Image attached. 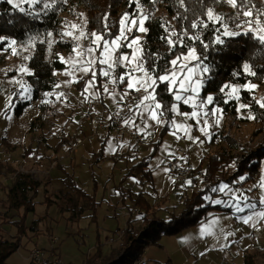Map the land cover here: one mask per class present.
Masks as SVG:
<instances>
[{
  "label": "snow or ice",
  "instance_id": "snow-or-ice-1",
  "mask_svg": "<svg viewBox=\"0 0 264 264\" xmlns=\"http://www.w3.org/2000/svg\"><path fill=\"white\" fill-rule=\"evenodd\" d=\"M6 2L24 17L38 20L58 10L57 6L65 3V0H6ZM158 2L159 0H128L129 7L134 6V10L123 13L118 22L112 23H109L108 14H103L99 18L102 21V28L99 30L86 31L88 21L83 18V14L81 23L65 22L64 30L59 36L61 42L65 37L73 42L71 52L75 55L67 58L59 56L60 63L67 65L68 68L63 73L69 77L64 86L79 83L84 77H89L84 82L81 92L82 102L90 103L94 100L102 102L107 98L117 109L107 117L108 120L113 122L119 120L122 126L144 139L150 138L153 131L160 128L168 131L176 141L187 139L193 144H201L204 141L193 133L199 131L201 136L211 139L210 129L220 126L224 111L216 105L236 101L237 113L244 109H252L254 104L264 109V97L259 99L253 97L248 101L241 96L242 91L251 93L258 88V85L251 81L239 83L237 79L223 83L219 86L218 93L207 91L217 71L216 66L209 60V51H219L227 46V39L241 35H250L264 47V7L261 6L264 0H197L201 4L200 9H193L189 5V0H176V6L183 8L186 13L190 12L192 18L177 11L173 19L186 22L181 25L180 30L167 22L159 25L163 27V34H158L157 39L166 45V53L148 46L147 37L151 30L147 22L152 16L151 6ZM209 3L214 5L226 3L235 14H218L213 7H208ZM7 23L11 24L12 21L9 20ZM113 28L116 30L113 31ZM209 32L212 34L210 38L206 35ZM53 37V32L48 31L43 34V39H40L39 43L47 44L51 51L57 42ZM37 39V36H30L26 44H18L16 39L0 35V44L7 45L6 49L0 50L10 51L12 56L26 61L30 56L23 53L30 54ZM84 41L87 43H83ZM17 71L21 76L33 75V71L25 64H21ZM242 74L264 79V74L255 71L254 65L248 62L242 64V71H233L231 77L239 78ZM14 82L19 84V90L7 96L3 110L8 120L13 118L9 112L16 107L14 97H18L20 102L33 99V89L26 80ZM54 87L60 89L62 85L57 83ZM218 94H223V98L221 99ZM44 96H55L56 101L67 99V94L63 91L45 92ZM41 103L49 104L52 101L43 99ZM247 119L254 120L256 117L249 111ZM105 142L108 150L113 153L117 149L132 147L127 141L114 144L109 139ZM162 151L173 159L187 161L186 156L177 157L168 144L163 146ZM164 163L165 160H160L157 167ZM175 167L183 168V165ZM162 171L168 174L171 169L163 168ZM131 179L139 183L134 177ZM169 179L175 182L173 177L169 176ZM245 179L246 177L241 175L237 182H243ZM191 184L192 180L189 179L181 187ZM260 188L264 190V177L261 178ZM210 191L229 196L226 201L211 199L208 196L204 199L215 205L230 208L238 222L257 230L259 225L264 224V195L257 203L250 200L244 191L233 189L226 183H220ZM258 204L261 207L258 208ZM216 223L213 221L207 228L202 227L201 237L214 236L215 233L210 229ZM219 232L223 234L225 241H229V237L235 235L233 231L224 232L222 226ZM234 242L221 244V250Z\"/></svg>",
  "mask_w": 264,
  "mask_h": 264
},
{
  "label": "trees",
  "instance_id": "trees-1",
  "mask_svg": "<svg viewBox=\"0 0 264 264\" xmlns=\"http://www.w3.org/2000/svg\"><path fill=\"white\" fill-rule=\"evenodd\" d=\"M163 10L165 16L153 17L147 22V26L150 28V33L148 34L149 47L153 50L159 49L160 52L166 53L167 51L163 49L165 46L162 41L157 39L158 34H163V27L160 24L167 22L165 18L171 19V25L177 30H180L181 25L186 23L183 20L173 19L179 11L183 15H188L191 17V13H186L183 8H178L176 6V0H163ZM75 6H72L74 5ZM189 5L193 9H200L201 4L197 0H189ZM264 7V2L261 3ZM84 7L87 12V28L86 31L99 30L102 28V21L99 19L103 14L107 13L109 16V23L118 22L122 13H120V8L126 7V12H132L133 7H129L128 0H65V3L59 4L57 6L58 10L50 12L47 16H42L38 20H33L31 17H24L17 10L12 9V7L6 3V1L0 2V35H4L9 39H16L18 44L27 43L30 36H37V43L33 47V51L28 59L27 66L33 71L32 76H26V81L33 89V102H38V114L29 122L28 132L31 133L35 129H40L43 126V122L46 121L45 114L46 106L41 103L44 99L45 92H53L54 85L58 83L56 81L55 74L61 73L65 70L66 65L60 63L59 56L62 53H69L73 46L71 41L61 42L59 33L60 26L63 23L62 15L65 13H70L73 15H78V13L72 11L76 8ZM153 11L155 10V5L151 6ZM208 7H214V4L209 3ZM152 11V13H153ZM9 20L12 21L11 24L7 23ZM118 26V25H117ZM113 31L116 29L113 28ZM51 31L54 36L58 37L56 43L51 49V53L48 54L47 44L39 43V38H43V34ZM210 38L211 33H206ZM227 46L222 47L219 51H209V60L216 66L217 71L214 74L213 82L208 86L207 91L209 93H218V88L223 83L233 82L238 79L239 83H245L251 81L256 83L258 86L264 85V79L257 77H248L241 75L239 78L231 77L233 71H242V64L248 62L254 65V70L258 73L264 74V47L260 46L250 35H241L239 37L227 39ZM6 44H0V49H6ZM128 51V50H126ZM4 52L0 50V53ZM55 73V74H54ZM84 80L79 83L74 84L77 91L82 92L84 87ZM222 99L223 95L218 94ZM243 99L251 101L253 98L243 91L241 93ZM15 100V97H14ZM28 106L27 102L17 103L15 109H13V114L19 117L22 110ZM222 108L223 114L226 115H236L235 102L231 101L229 104L220 103L216 105ZM48 109V108H47ZM252 114L256 117L254 121L260 126L259 132L264 133V110L257 105H253L250 109ZM167 131L161 129L158 134L159 140L156 141L146 157L132 161L125 176H139L144 183H147L150 187H153V169L149 167V162L152 157L157 153V148L161 143L163 135ZM230 144H233V140L229 139ZM66 144L63 140H59L56 145V150H61ZM2 146L10 148V144L7 143L5 139H2ZM105 142L101 143L99 150L92 154V163L99 162L102 157L103 147ZM12 147V146H11ZM14 147L10 148V150ZM121 154L117 160L129 157H125ZM264 158V145L258 147L255 151H250L247 154L232 155L230 153H219L211 154L210 156L200 160L199 165H205L204 177L209 178V184L204 187V191H196L191 193L189 196H180V205L183 210L178 217H171L169 219H159L156 217L158 210H153L149 208L148 201L141 197L140 193L132 194L126 193L125 196L120 191V196L122 197H133L134 201L132 203L134 206L142 210H150L152 218L146 222L145 227L139 232L135 233L131 227L128 225L121 233V251L117 253L116 260L111 262L108 259L102 258L98 250L90 258L84 261V264H132L133 261L139 256L143 255V250L148 246H158V241L163 236H174L189 227L196 226L205 220L209 213L219 212L225 213L229 212L228 208L221 205H213L206 202L204 195L212 187H217L220 183H226L231 185L233 182L232 177L219 178L215 174L222 169L228 167L232 163H236L237 171H242L245 173L246 179H252L255 177L259 171L260 161ZM199 167V166H198ZM13 181L9 186H2L0 184V208L3 210V214L0 215V219L4 225H9L15 229V235L10 237L8 240H4L0 236V264H4L5 261L15 253L20 247L21 242L26 238L27 232H33L34 223L31 227L26 228L25 221L28 214L34 213L35 198L37 195V190L40 186L39 183L30 179L28 175L21 174L18 172H13ZM239 174V172H238ZM63 182L64 189L58 191L56 195V200L50 201V199L45 196L44 204L46 209L54 205L60 214H67V222L77 223L81 220L86 212H90V222L95 223L97 216V210L101 204V201H97L94 195L85 193L79 186H77L72 177L67 173L63 172ZM238 176V175H236ZM195 180V178H193ZM149 187V188H150ZM156 209H158L156 207ZM13 214L11 217L7 218V215ZM8 215V216H9ZM98 234L96 236V244L98 242ZM119 258V259H118ZM246 264H253L252 256L247 255L245 257Z\"/></svg>",
  "mask_w": 264,
  "mask_h": 264
},
{
  "label": "rangeland",
  "instance_id": "rangeland-1",
  "mask_svg": "<svg viewBox=\"0 0 264 264\" xmlns=\"http://www.w3.org/2000/svg\"><path fill=\"white\" fill-rule=\"evenodd\" d=\"M2 1L4 2L6 0H0V2ZM162 1L163 0H159V2L155 4V10L152 13L153 17H158L161 15L165 16V10H163ZM72 6H75V4ZM24 7H27V5H24ZM213 8L218 14H235L234 10L226 3L216 4ZM126 9V7H122L119 11L123 14L126 12ZM72 11L78 13V15H70V13L63 14V23L59 27L60 32L64 30L65 22L81 23V14H83V18L87 20V12L85 11L84 7L76 8V10ZM165 19L168 24L171 23V19L169 17ZM136 35L141 34L136 33ZM56 36L53 37L55 40L58 38ZM40 39L43 38H39V40ZM67 40L71 41L67 37H65L64 41ZM83 43L86 44L87 41H84ZM163 49L167 51L166 45L163 47ZM126 50L127 49H125V51ZM48 52V54L51 53L49 49ZM31 53L29 54L25 52L23 53V55L30 56ZM70 55L74 56L75 54L70 51L69 53H62L61 56L67 58ZM27 63L28 60L24 61L19 57L12 56L10 54V51H4L0 53V184L2 186H9L13 181L12 173L15 171L18 172V168L20 167H23L27 170L34 169L36 174L33 175L32 179L40 184V189L38 188V192L40 195L38 194L37 199L42 202L43 196L46 195L50 199V201H54L56 200L58 191L64 189L65 183L63 182V178L65 177L63 176V172H65L72 177L74 183L79 186L85 193L94 195L97 201H102V198L104 197L100 193H96L95 186H93V183L95 182L89 180L88 172H81L80 167L82 159L86 155L88 156L85 157V160H88L91 163L92 161H94L90 153H92L93 150H96L98 146L97 140L93 141L91 145H86L84 143V145L78 147L76 152L69 150L70 141L80 133L79 127L80 124L83 123V109L85 102H82L83 97L81 96V92L77 91L74 84L70 86H64V82L69 79L68 76H65L63 74L68 70L67 65L63 72L55 74L56 81L61 84L62 87L60 89L55 88L53 91V93L59 91L65 92L67 94V99L63 101H56L55 96H44V99H49L52 101V103L44 104L46 106V110L44 113L49 115L45 117L46 121L43 122V126L40 129H35L31 133L28 132L29 122L39 112L38 102H33L32 100L26 101L28 103V106L22 110V113L19 117L14 116L12 110L11 112H9V115H12L13 118L11 120L5 118L3 110L6 105L7 96L12 95L14 92L19 90V84L15 83L14 81L26 80V76H21L18 73L17 69L21 64L27 65ZM88 78L89 77H84V81H86ZM247 93L252 98L255 97V99L264 97V85L258 86V88L251 93L247 91ZM15 102L16 104L24 103L20 102L18 97H15ZM234 102L237 108L238 103L236 101ZM249 111L251 110L244 109L241 111V113L236 112V115L225 116V114H222L220 126L210 129V132L212 134L211 139L209 140L208 144H204L203 142L204 145L201 146V148H198L196 146L194 147L193 143H191L187 139L176 141L173 136L168 134L167 131L162 137L161 144H159V147L157 148V153H155V155L149 162V166L153 169L154 187L156 189V193H154V189L147 183H144V181L139 176H131L134 177L136 181H139V183H136L131 179L130 176L126 177L125 174L132 161L134 162L143 158L144 156L146 157V155H148L151 151L152 145L159 140L158 132L160 128H157L156 130H154V133L150 138L144 139V143L142 144V146L138 148H132L131 150L128 148L129 151L123 153V156L126 155L125 157H129L130 159H122L124 161L121 162L124 163V166H122L123 169L121 167L119 175L122 182L128 181V183L131 185V189H125L126 186L121 185L120 187L118 186V188L120 189V191L125 192L123 193L124 196L128 192L132 194L140 193L141 197L148 201L149 208L158 210L156 213V217H158L159 219L178 217L180 215L179 213H181V211L183 210V207L180 205V196H189L191 193H194L196 191H204V187L210 183L209 178H205L203 176L206 163L195 168L198 163H200L199 161L201 157H203L204 160L211 154L214 155L219 153H230L232 155H241L242 152L243 154H247L250 151H255L258 147L264 145V133L259 132L260 125L254 120L247 119ZM87 126L88 125L86 124V130H88ZM193 135H195V133H193ZM202 138L204 139L205 137ZM2 139H5L7 143L10 144V148L14 147V149L10 150V148L2 146ZM63 139L64 142H66V144L63 146V149L59 151L58 149L56 150L57 142ZM229 139L233 140V144H230ZM98 140L100 143L102 141H105V135ZM204 140L206 142L208 139L205 138ZM165 144L170 145L171 150L176 147H181L182 149H184L189 155L188 157L190 166L192 168H195V171L202 170V177L195 178V180L192 178L191 186H184L175 190L171 189L167 174L162 171L163 167H157L159 161L166 154V152L162 151ZM132 157L135 158L133 159ZM67 158H70V160L73 159V163H70V160L69 163H67V161L65 160ZM91 163L88 164L90 165ZM241 175L244 176L245 173H242V171H237L236 163L228 165V167L215 174L217 179L232 177L233 182L235 180H238V177ZM53 183L55 185L59 183L60 188L58 190H53ZM221 195L222 194H220L219 192L213 193L209 189L204 197L208 196L211 199L220 200H223L224 198V200L226 201V195L224 194V197H222ZM122 198L124 200L122 201V199L120 198V204L118 206H113L111 204L112 206L107 207V212H110V214L112 215V219L114 221H117L119 225H117L116 229H113V227L112 231L106 233L104 237L101 238L102 242L100 241V239H98L95 247V237L89 234L88 238H81V240L83 241L82 244H78L79 240L75 241L71 238L64 241H62V239H59L60 242H64L63 246L60 247L62 252L61 259L63 262L68 263V261H70L80 263V260L94 255L96 250L99 251L102 258L108 259L107 261L109 262L114 259L116 260V258L119 257V255L122 253L121 252L117 256V253L121 251V233L126 228V226L129 225L135 233H139L145 227L146 222L152 218V215H150V210H142L134 206V204L132 203V201H134L133 197ZM205 201L213 204L210 202V200ZM40 205L36 206V216H43L44 214L43 209H41ZM156 207L158 209H156ZM54 210L55 208L51 209L52 217ZM116 210L119 211L120 214L116 213ZM2 214L3 210L0 208V215ZM8 215L7 218L11 217L13 214H10L9 216ZM118 215H120V217L117 220L116 217ZM1 226L9 225H4L0 219V228ZM59 232L55 233L58 237H60ZM151 247L152 246H148L143 250V255L147 259L158 260L160 262H165L167 260V253H165L163 250L157 249L158 247ZM22 253L23 252H17L12 255L9 258V262L23 264L21 261H19V256ZM250 253L253 256L256 255V257H261V264H264L263 250H261L260 252L254 250ZM171 256H174V260L177 263L178 258L173 254Z\"/></svg>",
  "mask_w": 264,
  "mask_h": 264
},
{
  "label": "crops",
  "instance_id": "crops-1",
  "mask_svg": "<svg viewBox=\"0 0 264 264\" xmlns=\"http://www.w3.org/2000/svg\"><path fill=\"white\" fill-rule=\"evenodd\" d=\"M102 102L106 105V108H108L110 111L116 110V106L114 104H111L107 98H104ZM160 131L161 129L159 130V132ZM194 133L195 135H198V137H200L201 140L204 141V144L209 143V140L205 142L204 140L205 138L204 139L202 138L203 136H201L200 132L196 131ZM107 140L109 139L106 138L105 141ZM105 141H102L101 143ZM97 142H98V146L96 150H93L92 153H90V155L96 153L99 150L101 143L99 142L98 139ZM91 143L92 142H86L85 144L91 145ZM204 144L201 143V144H193V145L194 147L196 146L198 148H201V146H203ZM128 148L129 147L117 149V151L113 153L108 150V145L105 142V145L103 147L102 157L99 162L91 163L90 161L85 160V157L88 155H86L82 159V162L80 164L81 172L83 173L88 172L89 180L95 182L93 183V186H95L96 193H100L104 197L102 198V201L100 200L101 204L97 210V216H95L96 217L95 223L90 222V216H91L90 212H86L83 218L79 220L77 223H70L67 222L66 220L67 215L60 214L54 205L46 209V206L44 204V198L46 195L43 196L42 202H40L37 199L39 194L38 191L40 189L39 186V189L37 190L35 202L37 203L36 206L41 204L40 207L41 209H43L44 214L43 216H36L35 212L37 207L35 206L34 213L27 215L25 226L26 228H29L34 223L33 232L31 231L27 232L26 238H24L21 242V247L15 252V253L23 252L19 256V261H21L23 264H30L28 255L30 249L33 247H37L42 250H52L60 258H62L61 257L62 252L60 247L63 246L64 242H60L59 239H62V241H64L66 239L71 238L75 241L79 240L78 244H82L83 241L81 240V238L83 239L88 238V234H89L95 237V242H94V247H95L97 234L100 241L102 242L101 238L104 237L106 233L112 231L113 227H114L113 229L117 228V225L119 224L117 223V221H114L112 219L111 217L112 215L110 214V212H107L108 209L107 207L112 205L118 206L120 204L121 196L118 186L119 187L120 185L126 186L125 189H131L130 188L131 185L128 183V181L122 182L121 177L119 175L121 171V167L124 166V163H122L121 161L124 160L122 159H119V161L117 160V157L119 158L118 155L119 153L123 154L126 151H129V149L130 150L132 149L131 147L129 149ZM167 155L168 154L166 153L164 156ZM202 158L203 157H201L200 160ZM65 160L67 161V163H69L70 158H67ZM70 163H73V159L70 160ZM88 163L91 164L89 165ZM188 163H189V157H188ZM198 166L199 163L195 168H197ZM244 176L246 177L247 175L245 174ZM262 177H264V158L260 161L259 171L255 177L248 180L245 179L243 182H239V183L237 182V180H235L234 182H232L231 185H229V187L244 191L245 194L250 198V200L258 203L259 198L262 195H264V190L260 188V181ZM53 188H52L53 190H58L60 188L59 183L57 185L53 183ZM152 188L154 189V193H156V189L154 187V180H153ZM220 194H222L221 196L224 197L223 193ZM225 197L227 199L229 198V196L227 195ZM259 207L261 206L258 204V208ZM53 208H55V210L52 217L51 209ZM228 209L229 212H225V213H219V212L209 213L208 217L205 220H203V222L199 223L196 226L189 227L188 229L183 230L174 236L161 237L160 240L158 241L159 247L152 246L151 248L158 247L157 249L163 250L165 253H167L168 256L167 260L165 262H160L158 260H150L146 258L149 264H246L245 257L247 255L252 256L253 264H261L262 261L261 257L258 256L256 257V255L253 256L251 255L250 252L254 250L259 252L261 250L264 251V225L263 224L259 225L258 226L259 230L246 226L243 223L238 222L233 216L232 210L230 208ZM116 213L120 214L119 211L117 210ZM119 217L120 215H118L116 219L118 220ZM213 221H216L217 223L210 230L213 231L215 235L201 237L200 229L202 227L207 228L208 225L211 224ZM221 226L223 227L224 232H228V231L235 232V235L233 237H229V241H235V242L230 243V246L224 248L223 250H221L220 248L221 244L229 243V241H225L223 239V234L219 232V228ZM58 232L60 234V237L56 236L55 234ZM14 233H15V229L12 228L11 226H1L0 228V236L4 240H8L10 237L14 236L15 235ZM15 253L13 252L12 255H14ZM172 254L178 258L177 263L174 260V256H171ZM90 257L91 256H89L88 258ZM9 258L5 261L4 264H18V263H10ZM86 259L80 260V263H75L70 261H68V263L65 262L64 263L84 264V261Z\"/></svg>",
  "mask_w": 264,
  "mask_h": 264
},
{
  "label": "built area",
  "instance_id": "built-area-1",
  "mask_svg": "<svg viewBox=\"0 0 264 264\" xmlns=\"http://www.w3.org/2000/svg\"><path fill=\"white\" fill-rule=\"evenodd\" d=\"M133 95H136L133 93ZM117 110V109H116ZM115 110V111H116ZM115 111H110L106 108V105L101 101H91L84 103L83 109V123L80 124V133L73 138L69 143V150L76 152L78 147L82 146L86 142H93L99 138L105 137L111 139L114 144L118 142L127 141L131 148H138L144 143V138H141L134 131L122 126L119 120L115 122L108 120V116ZM86 124L88 130L85 129ZM130 148V147H129ZM177 157L186 156L187 161L179 159H173L171 156H163L161 160H165L166 163L162 164L163 168H170L171 172L167 174L173 177L175 182L169 179V183L172 189H179L185 181L192 178H201L203 171H195L190 167L188 163V153L181 147H176L173 150ZM121 155L120 153L118 154ZM183 165V168H177L175 165ZM18 173L28 175L32 179L36 174L34 169L27 170L23 167L18 168ZM28 258L30 264H65L62 259L54 253L52 250H42L37 247H33L29 251ZM132 264H149L144 255H139Z\"/></svg>",
  "mask_w": 264,
  "mask_h": 264
}]
</instances>
